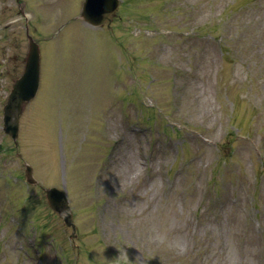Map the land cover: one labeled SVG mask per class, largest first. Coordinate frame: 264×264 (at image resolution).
Masks as SVG:
<instances>
[{
  "label": "rangeland",
  "instance_id": "rangeland-1",
  "mask_svg": "<svg viewBox=\"0 0 264 264\" xmlns=\"http://www.w3.org/2000/svg\"><path fill=\"white\" fill-rule=\"evenodd\" d=\"M83 4L0 0V264H264V0H119L97 27Z\"/></svg>",
  "mask_w": 264,
  "mask_h": 264
},
{
  "label": "water",
  "instance_id": "water-1",
  "mask_svg": "<svg viewBox=\"0 0 264 264\" xmlns=\"http://www.w3.org/2000/svg\"><path fill=\"white\" fill-rule=\"evenodd\" d=\"M118 0H85L82 9V18L94 25L104 23L107 17L116 10ZM40 80V49L32 37H29V51L23 74L16 79L3 108L4 130L16 142L19 134V121L24 106L37 94ZM26 178L30 183L37 181L33 177V169L26 166ZM46 198L51 208L61 215L67 226L73 228L72 238L76 236V225L74 223L69 199L66 191L50 188L46 191Z\"/></svg>",
  "mask_w": 264,
  "mask_h": 264
}]
</instances>
